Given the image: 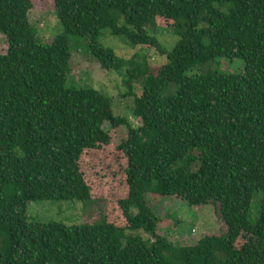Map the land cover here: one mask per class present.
Wrapping results in <instances>:
<instances>
[{
	"label": "trees",
	"instance_id": "trees-1",
	"mask_svg": "<svg viewBox=\"0 0 264 264\" xmlns=\"http://www.w3.org/2000/svg\"><path fill=\"white\" fill-rule=\"evenodd\" d=\"M61 31L36 41L32 0H0V264H264V0H53ZM162 20L170 48L150 27ZM105 30V31H104ZM105 33L156 48L154 71L101 44ZM86 41L101 68L134 97L130 125L108 96L67 84L69 38ZM239 59V72L218 71ZM124 125L117 145L103 123ZM97 159L120 176L99 220L68 226L28 221L36 200H94ZM99 172V171H98ZM259 213L250 218L253 196ZM216 206L225 231L192 245L157 232L147 195ZM114 209V211H113ZM138 231L149 235L144 239Z\"/></svg>",
	"mask_w": 264,
	"mask_h": 264
},
{
	"label": "rangeland",
	"instance_id": "rangeland-1",
	"mask_svg": "<svg viewBox=\"0 0 264 264\" xmlns=\"http://www.w3.org/2000/svg\"><path fill=\"white\" fill-rule=\"evenodd\" d=\"M33 6L29 11V22L34 30L38 43L48 44L57 33L61 31L60 24L54 13L53 0H32ZM155 27H150L160 44L170 48L178 37L171 28H165L162 20L156 22ZM105 31V30H104ZM102 45L109 47L114 54L124 59L135 56L138 62L145 60L150 69L154 71L166 62V57L156 48L138 45H129L122 37L109 35L103 32L100 37ZM70 67L67 72V84H74L77 88H93L108 96L114 115L122 116L132 126H137L139 121L132 114L135 96L141 93L139 82L132 84V93L126 95L127 88L123 84L121 74L104 70L99 63L87 52L86 41L83 38L70 37ZM7 50V41L0 32V53ZM243 69V63L239 59L220 60L218 71L224 73L239 72ZM112 140L117 145L126 137L127 129L124 125L111 127L109 123H103ZM97 159L91 160V171L88 173L93 187L95 200L88 206H83L78 200H36L29 201L26 207L28 221L48 222L57 221L65 225H79L81 223H93L99 220L107 205L116 200L120 191V176L111 171H105ZM99 171V172H98ZM261 193L256 192L252 199L250 218L255 219L259 213ZM147 202L159 218L157 232L166 236L173 244L192 245L203 235H219L224 233L225 226L220 219L216 206L206 204L202 206H190L182 199L175 196L155 197L147 195ZM114 211V209H113ZM115 212V211H114ZM144 239L149 235L138 231Z\"/></svg>",
	"mask_w": 264,
	"mask_h": 264
}]
</instances>
